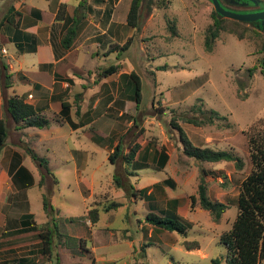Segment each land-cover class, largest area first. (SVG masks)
Returning <instances> with one entry per match:
<instances>
[{"label":"rangeland","instance_id":"rangeland-1","mask_svg":"<svg viewBox=\"0 0 264 264\" xmlns=\"http://www.w3.org/2000/svg\"><path fill=\"white\" fill-rule=\"evenodd\" d=\"M54 1L29 0V3L47 7ZM127 1L122 0L118 5L116 20L124 19ZM220 3L234 12L254 9L237 0H228V3L220 0ZM213 9L209 0H149L148 3L142 0L139 26L133 28L124 23L121 27L120 45L132 36L125 49L107 44L92 49L91 57L79 53L76 65L85 72L75 69L77 72L72 76L84 82L85 102L91 101L99 91L100 70L117 62L123 70L134 71L139 76L141 102L136 109L130 99L135 83L126 74L121 77V116L112 107L93 126L69 131L68 126L57 124L62 119L60 115L48 113L57 136L47 142L36 141L29 148L50 161L49 168L56 179L54 186L42 180L45 186L40 191L41 199L37 191L31 196L34 219L40 224L54 217L61 232L84 237L86 247L90 250L94 246L99 258L96 260L90 250L84 257H63L60 263L56 254L40 256L37 264L50 261L51 264H131L141 258L144 243L151 244L145 247V257L141 258L145 264H209L213 258L227 264L226 249L219 235L233 222L238 185L250 168L243 132L258 118H264V75L259 68L251 77L247 71L256 66L261 55L257 48L264 41V30H260L256 41L252 37L240 40L221 32L213 50L206 52L203 34L212 20ZM168 25L176 27L177 36L171 34ZM33 58L32 54L25 57L28 61ZM92 80L96 83L91 84ZM196 102L226 118L203 127L180 120L178 123L193 144L230 150L241 156L244 161L241 171H236L230 161L197 163L184 154L177 131L169 126L170 118L188 112ZM121 136L123 155L135 144L140 145L137 150L140 155L147 143L152 149L155 144H162L168 154L163 170L152 169L150 155L146 160L149 167L137 171L120 157L111 162L108 156ZM202 169L209 197L228 204L218 222L212 221L208 212L190 199L191 195L197 198ZM117 172L126 175L134 189L147 188L152 197L126 195L112 181ZM165 178L172 183H164ZM44 195L54 210L51 218L43 209ZM174 197L178 198V215L189 225L187 239L197 242L198 249L187 250L177 231L156 232L145 223L144 216L150 208H155L154 212L165 208L167 201ZM112 201L120 205L105 211L104 206ZM91 207L99 208L95 226H91L86 212Z\"/></svg>","mask_w":264,"mask_h":264},{"label":"crops","instance_id":"crops-1","mask_svg":"<svg viewBox=\"0 0 264 264\" xmlns=\"http://www.w3.org/2000/svg\"><path fill=\"white\" fill-rule=\"evenodd\" d=\"M121 1L87 0L88 11L79 24L77 37L70 48L63 49L60 36L68 22L57 20L56 11L59 4L65 3L71 16L76 0L73 3L55 0L47 7H39L29 0H0V120L7 129L5 143L0 147V264H32L42 256L37 234L30 230L33 222L37 224L31 196L37 191L41 199L40 191L45 186L42 180L54 186L56 179L50 171V161H47L49 173H46L26 152L36 141L47 142L57 136L52 124L46 129L16 127L7 111L6 99L13 93L21 95L37 112L49 118H52L48 115L50 112L60 115L61 101L67 102L70 105L68 116L57 124L68 126L69 131L93 126L103 112L112 107H116L121 116V77L130 72L123 70L120 62H117L120 67L116 72L97 78L99 91L91 101L83 99L84 82L72 76L77 72L75 69L85 72L76 65L80 52L91 57L92 49L107 44L120 45L121 27L126 23L131 0L125 5L124 19L116 20V9ZM154 13L155 8L150 18ZM27 54L34 58L26 60ZM5 76H8L9 87L4 86ZM45 150L49 152L47 147ZM33 151L36 153L35 149ZM28 214L32 215V222ZM90 250L98 260L95 247L91 246ZM62 251H65L64 257L70 254L67 248L63 247ZM74 257L83 256L81 253Z\"/></svg>","mask_w":264,"mask_h":264},{"label":"trees","instance_id":"trees-1","mask_svg":"<svg viewBox=\"0 0 264 264\" xmlns=\"http://www.w3.org/2000/svg\"><path fill=\"white\" fill-rule=\"evenodd\" d=\"M72 15L67 12V5L65 3L59 4L55 18L57 20H63L68 22V25L64 28L60 36V44L63 49H68L73 44L79 31V24L84 19L87 11V0H76ZM141 1L131 0L129 9L126 15V24L137 28L141 20ZM149 0H147V3ZM212 20L206 26L203 34V45L206 52L213 50L216 39L221 32H227L233 34L238 39H246L252 37L255 41L257 36L260 35L261 28H256V22L246 23L240 22L228 18L222 17L214 9L211 12ZM168 30L173 36H177V29L171 25H168ZM132 36L128 37L122 45H115L125 49L129 44V40ZM257 51L261 53L257 59L256 66H252L247 69L248 76H253L255 69L259 68L264 75V41L257 48ZM120 67V64L114 63L108 67H104L100 70L99 76H106L116 72ZM166 66H163V68ZM135 83L134 92L130 96V99L135 102L136 109H138L141 102L140 92V79L139 76L131 71L127 74ZM4 86L9 87L8 76H5ZM7 111L16 123V127L25 128L32 127L38 129H46L52 123V118L46 117L35 110V108L25 102L21 95L16 93L8 95L6 99ZM70 105L61 101L60 116L66 118L68 116ZM226 117L220 112L204 108L202 102H196L190 105L188 112H182L176 117L171 116L169 126L175 129L178 133L179 140L182 143L183 152L189 158H192L197 163L202 162H220L230 161L233 163L236 171H241L244 167V161L241 156L230 151L223 149H214L207 146H197L191 142L183 127L178 121H183L188 124H192L197 127H203L205 125L216 123L217 120H224ZM51 120V121H50ZM60 122V120H58ZM57 121V122H58ZM134 122V120H133ZM229 124H226V126ZM246 138V146L248 151L249 171L241 179L238 185V193L236 195L237 213L233 219V222L229 229L223 231L219 235V241L225 246V260L227 264H261L264 260V118H258L252 124H250L243 132ZM7 136V129L3 120H0V147L4 145ZM122 138L114 144L112 152L108 158L111 162L115 163L116 159L120 157V160H124L125 164H130L134 167V171L143 168H148L147 156H151L152 166L154 170H163L167 160L168 154L165 151L162 144H155L152 149L150 144H146L142 155L137 151L140 148L139 144H135L125 155L122 154ZM152 151V152H151ZM28 155L39 164L42 171L49 173L47 160L44 157L37 155L32 149L26 148ZM202 178L197 186V198L193 195L190 196L191 202L199 203V206L206 210L212 221L218 222L228 208V204L217 199H211L207 194L206 182L203 178L205 170L202 169ZM116 187L123 189L128 196L149 199L152 197L151 193H147V188L134 189V187L128 182V178L118 174V172L112 178ZM164 183H172L165 178ZM46 195L43 196V209L50 216L54 211L52 205L48 201ZM167 207L162 209L150 208V211L144 216L145 223L150 224L156 232L165 230L168 232L177 231L183 237L181 244L187 249H198V243L190 241L188 237V223H183L182 217L177 213L178 198H170L167 201ZM120 205V202L112 201L107 206H104V210L108 211L110 208H115ZM88 219L91 222V226H95L99 220V208L91 207L87 210ZM28 219L33 221L32 215L28 214ZM47 220L44 223L30 225V230L35 231L39 239L40 254L42 256L51 257L56 254V260L60 263L64 257L65 251L62 248H67L69 256L73 258L77 254H81L84 257V253L90 252L86 247V240L81 237L71 236L65 234L59 230L55 218ZM51 222V223H50ZM52 224V225H51ZM85 245V246H84ZM151 245L150 243H144L141 246L142 257H145V247ZM76 252V253H75ZM88 257H90L88 255ZM141 258H139L141 260ZM133 260L131 264H145L144 260ZM37 264V263H32ZM209 264H220L219 258L211 259Z\"/></svg>","mask_w":264,"mask_h":264},{"label":"water","instance_id":"water-1","mask_svg":"<svg viewBox=\"0 0 264 264\" xmlns=\"http://www.w3.org/2000/svg\"><path fill=\"white\" fill-rule=\"evenodd\" d=\"M209 1L222 17L246 23L256 22V28L264 30V0H237V2L253 6V10L246 12L228 10L220 3V0Z\"/></svg>","mask_w":264,"mask_h":264},{"label":"flooded vegetation","instance_id":"flooded-vegetation-1","mask_svg":"<svg viewBox=\"0 0 264 264\" xmlns=\"http://www.w3.org/2000/svg\"><path fill=\"white\" fill-rule=\"evenodd\" d=\"M224 2L228 3V0H223ZM230 5V4H229Z\"/></svg>","mask_w":264,"mask_h":264}]
</instances>
